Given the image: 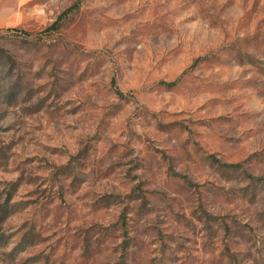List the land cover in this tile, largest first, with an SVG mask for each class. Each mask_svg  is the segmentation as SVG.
Masks as SVG:
<instances>
[{
  "label": "rangeland",
  "instance_id": "rangeland-1",
  "mask_svg": "<svg viewBox=\"0 0 264 264\" xmlns=\"http://www.w3.org/2000/svg\"><path fill=\"white\" fill-rule=\"evenodd\" d=\"M0 264H264V0H0Z\"/></svg>",
  "mask_w": 264,
  "mask_h": 264
},
{
  "label": "trees",
  "instance_id": "trees-1",
  "mask_svg": "<svg viewBox=\"0 0 264 264\" xmlns=\"http://www.w3.org/2000/svg\"><path fill=\"white\" fill-rule=\"evenodd\" d=\"M174 84H175V82L168 83L169 86H173Z\"/></svg>",
  "mask_w": 264,
  "mask_h": 264
}]
</instances>
